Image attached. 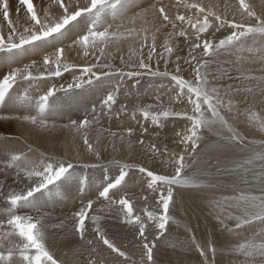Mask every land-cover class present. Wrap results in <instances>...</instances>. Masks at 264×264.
I'll return each mask as SVG.
<instances>
[{
    "label": "snow or ice",
    "instance_id": "6c2138e0",
    "mask_svg": "<svg viewBox=\"0 0 264 264\" xmlns=\"http://www.w3.org/2000/svg\"><path fill=\"white\" fill-rule=\"evenodd\" d=\"M137 7L135 0H41L39 5L18 0L17 13L23 8L24 17L13 21L9 0H0V123L17 126V131L0 135V264H130L129 246L121 250L109 238L100 215L86 222L94 203L109 208L128 227L140 257L131 264H157L154 249L172 220L174 188L215 192L226 186L231 194L204 197L222 226L221 235H250L231 244L191 234L173 247L196 251L198 264H218V252L229 256L228 264H264V140L247 139L253 128L264 135V115L254 111H264V74H252L245 61L247 54L249 61L258 57L264 64V0L259 11L247 0L236 6L225 3L222 9L203 0H155L128 15ZM72 53L79 62L70 58ZM223 53L237 59L221 63L217 57ZM65 74L70 81H63ZM146 77L151 102L119 101ZM77 90L102 95L82 118L60 126L72 133L75 161L32 147L31 137H52L58 128L53 119L58 94L68 97ZM121 114L130 115L135 126L129 124L124 133L109 132L111 142L99 132L91 138L102 117ZM176 119L184 121L173 137L182 151L170 152L161 133ZM205 132L216 137L218 149H239L240 158L232 167L221 169L219 162L209 161V167L188 173L196 162L189 164L186 157L200 155ZM106 144L112 153L127 151L151 159L153 165L159 158V165L115 155L105 162ZM112 167L117 169L114 178L108 175ZM166 167L173 172H164ZM97 168L104 175L93 193L88 191L89 177L75 172ZM133 170L146 178L145 191L159 211L145 207L143 215L134 213L133 197L147 204L149 196H137L128 187ZM74 179L81 195L88 193L87 203L71 217L51 223L49 200ZM50 229L68 232L65 258L52 251ZM75 245L78 250L73 251Z\"/></svg>",
    "mask_w": 264,
    "mask_h": 264
},
{
    "label": "bare ground",
    "instance_id": "6f19581e",
    "mask_svg": "<svg viewBox=\"0 0 264 264\" xmlns=\"http://www.w3.org/2000/svg\"><path fill=\"white\" fill-rule=\"evenodd\" d=\"M40 2L41 0H33V3L35 5H39ZM135 2L139 4L140 7L131 9L128 12V15H131L132 12L139 11L141 7H148L149 4L155 2V0H135ZM247 2L255 4L257 7V11H259L260 0H247ZM204 3L205 4L219 3L222 8L224 5L222 0L204 1ZM227 4L236 6L238 4V0H233L231 2H228ZM9 5H10V11H11V19L13 21H16L18 16L21 19H23L24 9L21 8L20 12L17 13L18 0H9ZM0 22H2V18H0ZM65 43H70V41L66 40ZM124 54L125 56H127V48H125ZM70 58L73 60H77V62H79L78 58L75 56L74 53L70 55ZM4 59H5V62H7V58L5 57ZM21 59H24L25 63L29 62L24 56H22ZM218 59L220 62H223L229 59L236 60L237 56L233 54L230 57L228 53H223L217 57V60ZM245 61L248 64V66L251 68L252 74H256V71L258 69H261L259 73L264 74V64H260L259 58H256L254 62L249 61L248 59L245 58ZM117 63L119 62L117 61ZM161 69H163V64H161ZM71 78L72 77L69 74H65L63 77V81H70ZM101 95L102 93L94 92L91 90L84 91V92H80L79 90H77L75 94H72L68 97H64L63 94H58V96L60 97V99L57 102L58 112L53 117L58 128L54 133H52V137H57L58 139H52V137L42 134L39 137H36V136L31 137V139L29 140V143L32 144V147L38 148L41 151L48 149V154L56 155L62 159L71 158L73 159V161H75V159L77 158L76 152L75 150H70L71 145H72V133L68 129H64L63 131H61L60 126L68 124L70 119H76L78 117L82 118L87 112H90L93 102H96L98 105ZM152 97H153V90L149 89L148 80L146 77L141 82V85L139 86L138 89H133L132 93L129 94L127 97L121 95L119 97V101L124 102L127 99H129V101H133V102H139L140 100L151 102ZM164 99L165 101H167V96H165ZM118 107H119V103L116 106H114V112H115V109ZM254 111L259 112V114L261 115H264V111H262L260 108H256L254 109ZM105 117H102V118H105ZM112 117H115V116L113 115ZM116 119L121 120L123 122V125L115 126L103 120V123L101 121L100 125L95 126V130L92 131L91 133V138L95 140L96 135L99 132L105 140H107L108 142H111L112 138L108 134L109 132H117L115 130L117 129L119 133H124V129H125L124 123L125 122L130 123V124H135V121L131 120L130 115L121 114L120 118H116ZM241 119L242 120L247 119V117L242 116ZM111 120L113 121V119ZM183 128H184V121L176 119V120H170L167 123V127L162 131L161 138L165 143L168 144V148L170 152L172 151L181 152L182 151V146L178 147L177 143L173 141V137L175 134L174 130L181 131ZM15 131H17L16 125L0 123V135L5 134V133H10V132H15ZM248 136L251 137L249 140L258 139V140H255L257 141V143L259 142V140L264 139V135L260 134L259 131L255 128L249 129ZM77 142L82 143L81 141H77ZM116 143L119 146V143H120L119 140H117ZM53 144L56 145L55 149L52 148ZM105 146L108 147L107 144ZM197 151L200 153L199 156H193L191 159L186 157L187 163L193 164V161L196 162L193 167L187 169L188 173H191L195 170H199L200 168L202 169V168L209 167V161H211V164L213 165L216 164L215 161H218L219 166H221V162L225 158H227L229 155H231L232 157H235V158H231L233 161L238 160L240 158L239 149L231 150V149H224L223 147L218 149L216 147V137L213 136L211 133H207V132H205V143L202 144L201 148L198 149ZM114 155L117 156L118 158H122L123 160H129V158L131 157V160H129V162L140 161V162H144L149 167H155L156 165H159V158L156 161V165H153V161L151 159L145 160L143 157L139 155H134L132 153H128L127 151L123 153H112L110 147H108V151L104 153L105 162H107V160L112 159ZM164 159L165 160L167 159V155L164 157ZM163 171L167 173H171L173 172V169L171 167H166L163 169ZM116 174H117L116 168L114 167L109 168L108 175L114 178ZM75 175L77 177H83L85 175L88 176L90 181L92 182L88 191L94 193L95 189L99 186L100 181L103 179L104 170L100 168L86 169V170L77 169L75 172ZM130 176H131V179H129V181L131 182L130 189H132V191L135 192L137 196H139L141 193L149 196V200L147 204H145L143 200H137L135 196L133 197L134 213L137 215H143V209L145 207H147L149 210L159 211V209H157L155 202L151 199L152 194L150 192L145 191L146 185L143 184L142 182L146 178L143 177L140 173H138L135 170H133L130 173ZM219 179L221 180V182H223L225 177L221 176L219 177ZM72 181H73V184L69 187V191H70L69 197L65 201H59L56 198H52L49 200L48 205H47V211L51 214V217H52L51 223H57L58 219H66V218L71 217L73 213L79 211L82 205L87 203L88 193L86 192L84 195H81L80 191L78 190L79 188L78 181L75 179ZM54 194H53V197H54ZM130 194H132V192H130L129 195ZM212 195H215L217 198H219L221 196V192L220 190L214 192L213 190H209V189H194V188L181 189L178 187L174 188L175 205L170 206V213L172 214V216H173V213H175L176 216H178L179 218L186 219L189 226H192V223L196 217L199 220H204L202 226L199 229L195 228L196 230L191 231L189 235L195 234L196 238L198 237V235L202 237V233H200V231L205 230V229L206 231H209L211 229L213 230V226L215 225V222L213 223L214 221L213 210L210 208L208 200L204 199L205 196L211 197ZM93 199H95L94 196H93ZM198 206L201 207L202 213L198 212ZM102 207H104V205H101L100 203H94L93 210L91 211L89 219L86 222L90 224L91 216L100 215L102 217L100 221L101 227L105 231L108 232L109 238L113 239V241L117 244V246L121 247V250H125L126 245L129 246L127 250L129 251V254L131 256V261L138 262L140 258L139 248L134 245L133 238L129 232L128 227L125 225H122L120 220H117L115 216L111 214V211L109 208L104 207V212L101 213L100 209ZM112 211H114V209ZM175 222L178 223V220ZM174 225H176L177 227L178 224L176 223L173 224V221L172 222L170 221L169 226H168V231L171 226L172 228L173 227L175 228ZM68 228L71 229L70 223L68 224ZM220 228L222 229V227ZM50 231H52V239L50 240L49 243H50L52 251H54L61 258H65L63 256V253L68 251V248L65 247L66 236H68V232L62 231L60 229H55V230L50 229ZM168 231L166 232L167 234H168ZM171 231H173L177 235V238L175 240L173 239L175 242L170 241L172 243H176L177 240H180V239L184 240L185 238L188 237L184 233L185 231L183 232V229H181L180 227H177ZM211 233L212 232L206 233V234H211ZM248 234H250V232L245 231L241 234V237H236L234 235L228 234L227 232H224L223 237H226L228 241L230 240L229 242L231 244H235L237 242H243L242 237ZM169 235L172 236V234H169ZM168 239H171V237L167 239H165V237H161V239L157 242V248L154 249V258L156 259L157 264H177L178 260L184 262L183 257H185L184 254L186 255V249L183 246H180L179 244L173 247V245H170ZM221 240L225 241L223 239ZM76 250H78V245H75L73 247V251H76ZM107 255L108 253H105V256ZM114 256L115 254H113V257ZM226 256L229 257L228 255H223L221 257H226ZM67 258L71 259V256ZM131 261H130V264H131ZM228 261L229 259L227 258L226 262Z\"/></svg>",
    "mask_w": 264,
    "mask_h": 264
},
{
    "label": "rangeland",
    "instance_id": "374dc122",
    "mask_svg": "<svg viewBox=\"0 0 264 264\" xmlns=\"http://www.w3.org/2000/svg\"><path fill=\"white\" fill-rule=\"evenodd\" d=\"M204 1H211V0H203V2ZM223 1V4H225V3H228V2H231V1H233V0H222ZM221 9H222V7H221ZM245 58L246 59H248V57H247V54H245ZM258 58V57H257ZM230 60V59H229ZM218 61H219V59H218ZM220 62V61H219ZM222 63V62H221ZM261 69H258L257 71H256V74L255 75H261V73H259V71H260ZM128 101H129V99H127L126 101H124V103H128ZM257 113H259V112H257ZM111 119H113V121L111 120ZM103 120H105L106 122H108V123H111V125H115V126H121V125H123V122L121 121V120H119V119H116L115 117H105V118H101V121H102V123H103ZM130 123H124V125H125V129H126V127L129 125ZM131 125H133V126H135V124H131ZM124 129V130H125ZM118 133H119V131L117 130V129H115ZM251 135V134H250ZM251 137L250 136H247V139H250ZM255 140H258V139H255ZM264 140V139H263ZM260 141V140H259ZM231 158H235V157H232L231 155H229L227 158H225L222 162H221V166H220V168L222 169V168H227V167H232L233 165V160L231 159ZM235 161V160H234ZM216 163L218 162V161H215ZM203 167V166H202ZM201 169V168H200ZM202 169H204V168H202ZM73 184V181H69L68 182V186L66 187V188H64V187H62V188H60V189H57L56 191H55V194H54V198H56L57 200H59V201H65L68 197H69V187L71 186ZM128 187L130 188L131 187V182L129 181V183H128ZM220 192H221V195L222 194H231L232 193V188L230 187V186H226L225 188H223V189H221L220 190ZM56 193H59L58 195L56 194ZM130 195H132V194H130ZM198 212L199 213H202V209H201V207L200 206H198ZM171 214V213H170ZM209 214V213H208ZM171 217H172V220H171V222L173 221V224H178L177 225V227H180L181 229H183V232L187 235V236H190L189 235V232L187 231V229H190L191 228V231H193V230H196V229H199L201 226H202V224H203V222H204V220H199L197 217L195 218V220L193 221V223H192V226H189L188 225V223H187V221H186V219H182V218H179L178 216H176V214L175 213H173V216H172V214H171ZM175 218H177V219H175ZM178 220V223L177 222H175V221H177ZM180 222H182V223H184V224H182V223H180ZM215 222V225L213 226V230L211 229V230H209V231H206V229L205 230H202V231H200V233H202V237L200 236V235H198V237H197V239H200V240H203L205 237H207V239H210V240H212V241H217V240H221V239H223V240H227L228 241V239L226 238V237H223V235H221V228L220 227H222L221 225H219V223H218V221L216 220V219H214V221H213V223ZM230 223V226H231V222H229ZM182 226H181V225ZM218 225V226H217ZM175 226V228H177L176 227V225H174ZM220 226V227H219ZM174 227L172 228V226L170 227V229H169V231H168V234L167 233H165V236L164 237H167V238H170L171 237V239H168V241H169V243H170V245H173L174 243H172L176 238H177V235L173 232V231H171V230H173V229H175ZM196 228V229H195ZM210 232H212L211 234H206V233H210ZM174 233V234H173ZM169 234H172V236L174 237H172L171 235H169ZM175 235V236H174ZM248 235H250V234H248ZM222 237V238H221ZM221 238V239H220ZM174 239V240H173ZM180 240H183V239H180ZM170 241H172V242H170ZM222 241V240H221ZM230 241V240H229ZM228 241V242H229ZM175 242V241H174ZM185 249H186V255L184 254V256L185 257H183V260H184V262H182V261H180V260H178V263L177 264H197L198 263V260L200 259V257H199V254L196 252V251H194V250H192V251H190V250H188V248L187 247H184ZM192 254V255H191ZM189 257V258H188ZM192 257V258H191ZM227 257V256H226ZM221 257V255H220V253L218 252V255H217V261H220L221 259H223L224 261V264H228V262H226L227 261V258L229 259V257ZM226 259V260H225ZM192 260V261H191ZM176 261V260H175ZM197 263H196V262ZM182 262V263H181ZM218 264H219V262H218Z\"/></svg>",
    "mask_w": 264,
    "mask_h": 264
}]
</instances>
